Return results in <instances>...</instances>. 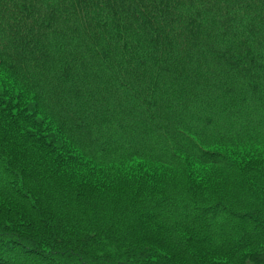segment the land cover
Here are the masks:
<instances>
[{
	"label": "trees",
	"instance_id": "16d2710c",
	"mask_svg": "<svg viewBox=\"0 0 264 264\" xmlns=\"http://www.w3.org/2000/svg\"><path fill=\"white\" fill-rule=\"evenodd\" d=\"M0 264H264V0H0Z\"/></svg>",
	"mask_w": 264,
	"mask_h": 264
}]
</instances>
